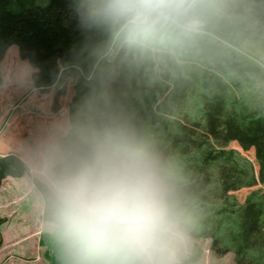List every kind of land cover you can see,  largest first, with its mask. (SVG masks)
<instances>
[{
	"label": "trees",
	"instance_id": "16d2710c",
	"mask_svg": "<svg viewBox=\"0 0 264 264\" xmlns=\"http://www.w3.org/2000/svg\"><path fill=\"white\" fill-rule=\"evenodd\" d=\"M77 4L0 0V63L15 45L42 92L55 82L53 108L68 78L73 99L93 87L117 94L177 169L197 217L192 237L209 238L217 256L231 251L236 264H264V68L242 49L251 33L247 18L214 25L175 50L133 61L113 54L116 43L107 27L81 22ZM254 17L264 26V4ZM190 98L194 112L185 108ZM231 141L243 151L253 149L256 166L229 148ZM24 173L18 155H0V180ZM255 185L262 187L243 203L228 195ZM41 217L47 221L43 209ZM49 237L51 264H65ZM197 257L191 255L188 264Z\"/></svg>",
	"mask_w": 264,
	"mask_h": 264
},
{
	"label": "clouds",
	"instance_id": "9594fccd",
	"mask_svg": "<svg viewBox=\"0 0 264 264\" xmlns=\"http://www.w3.org/2000/svg\"><path fill=\"white\" fill-rule=\"evenodd\" d=\"M85 26L107 27L133 61L162 55L240 19L237 0H78ZM5 85L30 91L42 118L17 139L65 264H188L197 217L172 161L137 127L119 96L93 87L52 107L31 66ZM75 80V77H72Z\"/></svg>",
	"mask_w": 264,
	"mask_h": 264
},
{
	"label": "rangeland",
	"instance_id": "374dc122",
	"mask_svg": "<svg viewBox=\"0 0 264 264\" xmlns=\"http://www.w3.org/2000/svg\"><path fill=\"white\" fill-rule=\"evenodd\" d=\"M241 2L249 6L245 17L251 28L250 35L242 42V49L254 56L253 59L264 68V26L258 24L254 17L255 12L264 4V0ZM28 66H30L28 62L20 58L15 45H11L6 50L0 63V154L18 155L17 139L26 136L34 124L42 118L40 110L36 107L38 99H33L30 91L18 88L14 83L5 85V75L18 81L28 70ZM73 92L72 80L68 78L65 92L58 99V105L64 95L72 96ZM185 108L188 112L196 111L194 98L188 100ZM228 147L237 150L255 164L253 149L243 151L235 141L229 142ZM30 182L31 190L25 195L18 196L13 193L0 197V264H51L52 262L50 237L48 238L52 232L48 228L47 221L39 219L42 210L40 194L34 189L31 180ZM259 187L262 186L242 187L229 191L228 195L235 202L243 203L250 192ZM39 236L41 240L43 239L42 246L38 243ZM210 242L209 238H193L190 256L198 254V257L191 264H236L231 251L217 256L211 250Z\"/></svg>",
	"mask_w": 264,
	"mask_h": 264
},
{
	"label": "crops",
	"instance_id": "0c3cea01",
	"mask_svg": "<svg viewBox=\"0 0 264 264\" xmlns=\"http://www.w3.org/2000/svg\"><path fill=\"white\" fill-rule=\"evenodd\" d=\"M4 154H7V153H3L0 155H4ZM25 186H26V189H25ZM31 187L32 185L30 182V178H28L27 174H24L23 176L18 177V178L6 177L0 180V197H6V196H9V194L11 195L13 193L17 194L18 196L25 195L27 191L31 190ZM33 187L36 190L34 185ZM41 216H42V210H41L39 219L43 221ZM40 236H41V233H40ZM39 238H38V243H39Z\"/></svg>",
	"mask_w": 264,
	"mask_h": 264
}]
</instances>
